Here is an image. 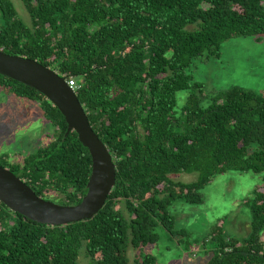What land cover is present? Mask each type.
Here are the masks:
<instances>
[{
	"label": "trees",
	"instance_id": "trees-1",
	"mask_svg": "<svg viewBox=\"0 0 264 264\" xmlns=\"http://www.w3.org/2000/svg\"><path fill=\"white\" fill-rule=\"evenodd\" d=\"M19 1L27 23L0 0V52L74 79L115 175L102 208L65 226L36 224L0 203V264H77L82 246L88 264H128V249L157 245L158 233L182 244L184 229L170 210L176 202L202 204L199 191L214 176L250 172L264 188V96L233 86L205 108L194 94L175 105V93L191 87L185 70L193 60L217 57L231 37L264 41V0ZM0 87L36 102L54 129L18 164L0 156V167L45 201L52 192L62 196L58 205L78 204L90 174L87 150L74 132L64 136L62 116L38 92L2 76ZM182 173L195 180L169 178ZM243 204L246 236L216 227L202 238L211 244L204 264H264V193L254 190ZM139 259L155 264L150 255Z\"/></svg>",
	"mask_w": 264,
	"mask_h": 264
},
{
	"label": "rangeland",
	"instance_id": "rangeland-1",
	"mask_svg": "<svg viewBox=\"0 0 264 264\" xmlns=\"http://www.w3.org/2000/svg\"><path fill=\"white\" fill-rule=\"evenodd\" d=\"M8 1L18 19L27 23L29 18L20 1ZM185 73L191 77V87L175 93L176 109L190 94H194L200 106L205 108L211 98L233 86L264 96V41L257 42L252 37H231L221 44L217 57L202 55L192 61ZM53 130L44 120L36 102L13 96L0 87V156H6L9 163L18 164L23 157L47 144ZM195 177V174L182 173L169 178L171 181L190 183ZM262 186L261 175L250 172L229 171L214 176L199 191L202 204L176 202L170 210L176 229H184L182 244H178L177 239L180 238L158 233L157 245L138 251L128 249V264H137L139 255L154 257L155 264H204L211 244L202 242V238L205 236L207 242L210 231H215L216 227L223 230L227 237H245L248 210L243 203L254 190L264 193ZM45 196L57 205L62 200L61 195L52 192ZM261 240L264 241V235ZM83 253L84 246L78 251L77 264H88Z\"/></svg>",
	"mask_w": 264,
	"mask_h": 264
},
{
	"label": "water",
	"instance_id": "water-1",
	"mask_svg": "<svg viewBox=\"0 0 264 264\" xmlns=\"http://www.w3.org/2000/svg\"><path fill=\"white\" fill-rule=\"evenodd\" d=\"M0 76L35 90L62 116L64 136L74 132L90 157L86 192L78 204L61 206L34 195L9 170L0 167V203L9 211L49 227L89 220L103 206L114 185L115 169L104 144L92 132L77 98L64 78L35 61L0 52Z\"/></svg>",
	"mask_w": 264,
	"mask_h": 264
},
{
	"label": "built area",
	"instance_id": "built-area-1",
	"mask_svg": "<svg viewBox=\"0 0 264 264\" xmlns=\"http://www.w3.org/2000/svg\"><path fill=\"white\" fill-rule=\"evenodd\" d=\"M64 81L66 85L68 86V88L72 90V92H75L78 86H76L74 79L70 77L68 80L64 79Z\"/></svg>",
	"mask_w": 264,
	"mask_h": 264
}]
</instances>
